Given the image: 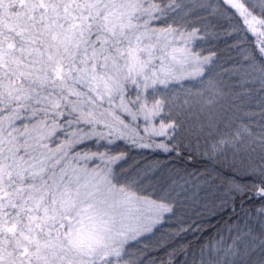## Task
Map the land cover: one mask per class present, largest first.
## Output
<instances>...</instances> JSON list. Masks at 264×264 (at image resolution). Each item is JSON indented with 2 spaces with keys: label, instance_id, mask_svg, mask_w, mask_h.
I'll list each match as a JSON object with an SVG mask.
<instances>
[{
  "label": "snow or ice",
  "instance_id": "obj_1",
  "mask_svg": "<svg viewBox=\"0 0 264 264\" xmlns=\"http://www.w3.org/2000/svg\"><path fill=\"white\" fill-rule=\"evenodd\" d=\"M189 213L217 239L161 264H264V0H0V264H156Z\"/></svg>",
  "mask_w": 264,
  "mask_h": 264
},
{
  "label": "trees",
  "instance_id": "obj_2",
  "mask_svg": "<svg viewBox=\"0 0 264 264\" xmlns=\"http://www.w3.org/2000/svg\"><path fill=\"white\" fill-rule=\"evenodd\" d=\"M164 3L169 2V0H163ZM183 15L178 10L176 12H169L166 18L168 23H173V20H180V16ZM158 25L160 22H156ZM202 55H208L210 51H214L216 56L213 58L214 62L211 65L206 66V74L210 73L213 78L224 81L225 83H230L232 85L238 84L235 76L231 73V69L234 67L236 62L240 59L239 53L232 49L227 50L223 41H206L202 42ZM185 87H192L193 91L199 87L198 80H186L183 81ZM174 94L183 95V90L180 89L179 85L172 84L169 86ZM189 143V141H185ZM196 140L193 136L191 138V144L195 145ZM203 143V141H201ZM129 146L121 143V148L127 150ZM129 155L135 157L138 160H152V159H165L163 154L153 153L149 149L139 150L132 149ZM170 159V158H169ZM212 164L211 161H206L202 157H198L197 160L192 161L189 170L203 171L205 165ZM227 218V214L224 219ZM191 226V227H190ZM184 227L189 228V231L182 233L180 236L170 235L176 229ZM223 221L221 217L209 218V217H197L194 213H189L188 216L183 218V222L177 221L173 218L169 223H166L163 228L157 231L150 238H145L141 241L137 248H144L147 245V252L152 260L156 264H161L162 261L166 262L169 259L168 253L172 252L173 249H178L181 246H190V250H197L201 244H207L210 240L214 241L217 239V233L222 229ZM199 229V230H196ZM184 256L178 255L173 257V264H183Z\"/></svg>",
  "mask_w": 264,
  "mask_h": 264
}]
</instances>
